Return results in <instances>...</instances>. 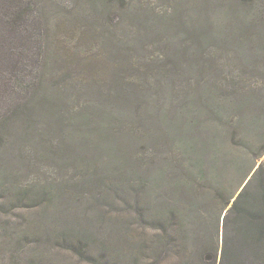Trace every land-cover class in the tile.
Listing matches in <instances>:
<instances>
[{"label": "trees", "instance_id": "1", "mask_svg": "<svg viewBox=\"0 0 264 264\" xmlns=\"http://www.w3.org/2000/svg\"><path fill=\"white\" fill-rule=\"evenodd\" d=\"M52 1L60 15L56 20L50 16ZM164 1L171 0H0V153L15 156L24 150V156L27 144L33 153L40 150L42 141H48L58 144L56 153L50 155L60 166L58 153L64 138L61 140L57 133L61 130L66 129V135L62 134L65 138L81 132L76 137L78 144L95 141L96 151V139H100L107 148L105 165L97 166L87 154L63 159L74 172L81 157L89 163V172L68 177L64 185L50 187V192L43 189L40 204L46 205L41 207L53 217L69 202L86 197L104 216L116 205L127 216L119 215L122 220L117 218L120 222L105 232L100 243L92 241L83 227L66 230L52 239L49 228L46 231L33 224L32 230H24V236L32 238L35 245L25 247L22 239L15 242L8 264L23 263L27 255L30 263L54 264L49 242L56 239L93 264H264V164L233 202L232 196L223 203L229 208L222 224L203 216L199 199L186 207L184 200L194 197L195 188L190 186L195 179H185L182 188L170 187L166 194L155 196L158 178L127 174L129 147L117 144L116 136L134 131L135 122L140 120L135 114L133 121L131 110L140 111L145 87L158 76L169 77L184 67L189 73L210 75L212 93L219 90L217 94L228 97L236 117L246 114L252 98L261 90L258 85L224 79V65L218 66L214 53L205 55L199 42L216 38L225 42L219 49L245 44L251 53L264 52V0H259L257 11H246L243 17L238 14L240 7L232 3L251 7L257 0H176L174 9L161 15L156 3ZM213 1L225 2L229 10L226 31L217 34L205 26L207 18H199L209 4L215 5ZM182 6L189 16L181 12ZM175 26L186 28L180 35L168 34ZM152 33L162 34L166 40L158 58L148 55L139 59L133 41H124L126 34L143 38ZM70 41L77 42V50L70 47ZM182 46L186 47L176 49ZM193 56L199 57L193 60ZM147 71L158 72V76L150 77ZM110 103L121 108L109 109ZM1 191L12 198L7 196L0 208H10L26 198L4 185ZM28 206L38 222L49 223L38 206ZM70 224L68 218L65 225ZM52 248L58 247L54 244Z\"/></svg>", "mask_w": 264, "mask_h": 264}, {"label": "rangeland", "instance_id": "2", "mask_svg": "<svg viewBox=\"0 0 264 264\" xmlns=\"http://www.w3.org/2000/svg\"><path fill=\"white\" fill-rule=\"evenodd\" d=\"M171 1L156 3L161 15L170 13L174 9L173 5L178 3L176 0ZM207 1L210 2V0ZM213 2L215 5L209 4L199 18H207L205 26L210 27V33L216 31L217 34L226 31V25H228L226 12L228 13L229 10L225 2ZM258 2L259 0L251 7L232 4L240 7L238 14L243 17L246 11H257ZM53 4L56 3L52 1L50 5ZM56 7L55 5L53 8L50 7L51 19L55 20L60 16L56 14ZM188 8L192 7L188 5ZM180 10L185 16L190 15L185 6H182ZM158 17L159 20L162 19L159 14ZM185 28L175 26L168 34L179 33L180 35ZM129 38L133 41L134 48L137 46L136 55L142 60H144L142 57L148 55H154L150 58L160 57L158 54L166 44L162 34L152 33V36L145 35L143 38H139L138 34L135 36L126 34L124 41H128ZM180 43L178 42L179 45ZM224 43V40L215 38L211 41L203 40L202 44L199 42V47L205 55L214 53L219 67L221 64L224 65V72L221 69L217 70L223 72L224 79L231 80V77L240 85L247 83L260 87L261 90L252 98L251 106H248L245 115L236 117V111L230 105L229 98L217 94L219 90L212 93L210 75L207 78L195 72L189 73L190 71H186L188 67L181 68V71L176 70V73L169 77H160L157 75L158 72L147 71L150 77H158L152 85L145 87L144 104L140 111L131 110L129 116H133V121L136 120L135 114L140 121L135 122L134 131L129 130L127 135L122 136L120 133L116 136L117 144L129 147L131 157L128 158L130 165L128 175L136 172L132 175L135 178H158L159 191L155 192V196L166 194L170 187L182 188L185 185L183 182L185 179H195L194 186H190L195 188L192 194L194 197L190 196L184 200L186 207L190 208L188 204L199 199V209L203 216L216 220V224L224 222L229 208V206L224 208L223 203L226 199L233 196V202L254 172L261 164H264V52L255 50L251 53L246 50L249 49L247 45L240 43L239 48L228 45L224 49H219L224 46ZM68 44L73 50H77L76 41H70ZM185 47H176V49L182 50ZM191 51L190 49L189 52ZM198 57L193 56V60ZM119 107L121 108L120 104L110 103L109 109L113 108L117 111ZM85 130L88 132L89 128L85 127ZM65 133V128L59 134L57 133L61 140L64 138L60 146L62 150L58 153L60 166L58 161L50 155L52 152L56 153L58 144H49L48 141H42L38 146L40 150L33 153L29 151L30 145L27 144L24 156H22L24 150L15 156H5L0 153V185L3 184L5 188L11 189L16 194L19 193L20 197H26L23 202L16 201V204L10 208H0V264L9 263L14 244L20 239L23 240L22 245L25 247L35 245L32 238L24 236V230H32L33 224L34 227L40 226L46 231L49 228L52 239L66 230L83 227L88 231L92 241L100 243L105 232H108L114 223L122 220L119 215L123 218L127 217L122 207L117 205L111 207L113 212L110 211L107 216H104L102 210H99L95 203L86 197L69 202L67 208L59 209L53 217L52 212L47 215L48 212L43 210L41 206H45L46 203L40 204L39 195L43 189L50 192V187L55 189L59 185H64L70 176L75 178L77 175L87 174L86 164L89 163L83 162L81 157L78 159L74 172L69 170L72 165L67 166L63 159L70 157L71 154L78 153L79 156L87 154L86 157L97 161V166L105 165L103 154L107 148L100 144V139H96L98 145V151H96L95 141L84 146L78 144L76 137L81 132L73 137L67 134L68 138H65ZM127 149L123 147V150ZM69 150L76 153H69ZM18 156L22 157L17 158ZM136 160L138 161L134 162ZM70 163L76 164L74 160ZM63 165H65L64 168ZM130 169L135 171L129 172ZM169 178L172 181L169 182ZM3 185L0 186V203L12 198V195H7L8 192L1 191ZM73 198L77 197L73 195ZM32 203L38 206L37 210L41 214L47 215L45 221L50 220L49 223L38 222L27 210L28 205ZM68 210L74 211L75 215ZM118 217L120 220L117 219ZM68 218L71 224L66 227ZM222 236L221 230L220 238ZM57 240L53 243L49 242V248L53 249L51 252H53L54 264H93L81 259L74 250L66 248ZM54 244L58 248H52ZM27 256L20 264H40L30 263V256Z\"/></svg>", "mask_w": 264, "mask_h": 264}]
</instances>
